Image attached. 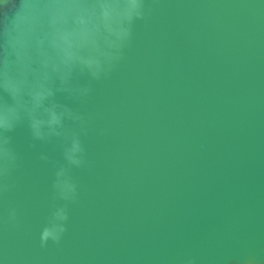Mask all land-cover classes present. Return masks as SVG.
Masks as SVG:
<instances>
[{"label": "water", "instance_id": "1", "mask_svg": "<svg viewBox=\"0 0 264 264\" xmlns=\"http://www.w3.org/2000/svg\"><path fill=\"white\" fill-rule=\"evenodd\" d=\"M85 111L108 134L84 140L95 168L73 170L59 247L39 246L54 169L37 157L60 152L13 134L25 166L0 217L14 205L22 227L0 226V264L207 261L264 237V0H160Z\"/></svg>", "mask_w": 264, "mask_h": 264}, {"label": "clouds", "instance_id": "2", "mask_svg": "<svg viewBox=\"0 0 264 264\" xmlns=\"http://www.w3.org/2000/svg\"><path fill=\"white\" fill-rule=\"evenodd\" d=\"M160 0H0V202L15 191L25 166L14 133L26 127L28 148L37 142L60 152L37 159L51 164L49 212L39 246L59 247L67 232L69 210L78 203L80 185L73 170L92 172L84 140L96 129L85 111L95 86L110 80L127 59L138 23H147ZM83 81V82H82ZM63 97L77 107L61 102ZM0 226L19 230V210L9 205ZM158 264H264V237L238 242L235 250L205 261L197 254L164 257Z\"/></svg>", "mask_w": 264, "mask_h": 264}]
</instances>
